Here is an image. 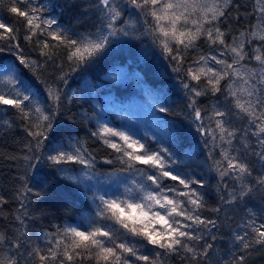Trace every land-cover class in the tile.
<instances>
[{"label": "snow or ice", "instance_id": "obj_1", "mask_svg": "<svg viewBox=\"0 0 264 264\" xmlns=\"http://www.w3.org/2000/svg\"><path fill=\"white\" fill-rule=\"evenodd\" d=\"M125 6L136 9L144 17L146 34L164 53L165 57L175 61L174 71L180 72L185 56L189 50L197 48V41L204 38L208 41L210 51L220 46L219 55L201 53L193 61L196 67H189L187 77L189 82H183V88L191 93L188 107L192 109L193 120L200 122L196 130L202 136H211L215 147H220V159L214 162V170L220 178L230 177L240 185L239 198L249 195L255 187L264 189V175L248 182L252 176V167L239 149L233 147V142L239 135V130L231 126L230 115L247 120L242 139L243 149L250 147V139L254 138L259 151L253 150L264 167V0H255L253 14L258 24L251 26V31H243L233 37L231 43L225 39L227 33L220 28V23L226 16V9L232 0H123ZM4 0H0V5ZM24 7L21 8L20 5ZM50 7L45 2L35 0H8L7 11L15 14L24 21V39L36 46L41 56L48 60L63 50L70 66L75 72L81 66L94 60L105 51L112 38L118 35L128 36L132 27L127 21L124 26H118L123 12L117 0H97L96 7L101 13V27L95 33H76L71 28L59 25L56 18L46 16ZM18 29L0 20V42H8L10 47L19 49L17 40ZM259 40L261 44L253 49L251 59L256 61L255 67L241 63L247 60L245 44ZM0 51H4L0 47ZM231 57V62L227 57ZM21 65L35 73L36 61H29L18 54ZM211 62V63H210ZM215 65V66H213ZM218 66V67H217ZM62 69V65H58ZM68 73L61 70L57 77L67 82ZM207 87L200 88L202 80ZM221 81H228L223 86L227 93L226 99L231 98V106L235 112L220 110L214 106L209 120H214L215 129L205 127L204 116L200 108L195 107V97L210 92L216 95L222 91ZM190 82H196L193 86ZM0 106L16 110L19 118L26 122L27 134L31 141L26 146L31 155H25L26 167L35 169L41 160L44 142L52 130L54 112L46 114V109L33 100V95L27 88L21 89L14 77L0 81ZM48 99L58 109L61 95L59 89L46 85ZM69 99H71L69 97ZM161 113L168 109L160 107ZM7 123V121H5ZM92 135L116 153L115 159L104 158L103 163L111 165L119 162L122 167L108 176L135 173L130 185H126L122 194H97L93 196L95 215L87 219L85 225H70L63 229L57 228L55 233L46 234V247H36L24 257L25 264L35 256L32 264H158L161 255L184 254L190 264H201L209 255L212 243H208L205 234L216 227V220L202 217L201 210L205 208L203 196L197 190L203 187L199 178L181 174L174 166L180 161L168 147L153 149L148 143L135 138L128 131H122L108 124H100ZM46 159L51 166L63 164L80 165L81 174L69 176L75 183L96 178L95 156L88 152L83 145L76 144L65 150L63 146L53 150ZM186 159H190L186 157ZM35 161V163H33ZM226 162V167H225ZM142 165L144 167H138ZM57 171L65 169L57 167ZM21 181L26 176L19 177ZM123 177L120 182H123ZM176 182L177 186L165 187L164 180ZM90 187V186H89ZM30 191L27 184L22 185L21 197ZM223 199V198H222ZM237 199L232 195V203ZM98 201V203H97ZM7 201L0 197V205ZM23 205V200L21 201ZM219 212L220 209H212ZM18 220L19 216L16 217ZM243 235L236 234L235 241L241 254L234 255L225 264H245L251 249L264 247V222L257 224L249 219L244 224ZM211 239L214 241L215 236ZM5 236L0 233V246L4 244ZM203 242V243H202ZM161 250L155 256L144 254L140 248ZM11 249L19 251L21 242L14 240ZM22 256V254H21ZM0 264H20V259L0 255Z\"/></svg>", "mask_w": 264, "mask_h": 264}, {"label": "trees", "instance_id": "obj_2", "mask_svg": "<svg viewBox=\"0 0 264 264\" xmlns=\"http://www.w3.org/2000/svg\"><path fill=\"white\" fill-rule=\"evenodd\" d=\"M35 2L39 5L45 0ZM46 2L54 7H50L45 15L56 18L64 28H71L76 33H95L101 27L97 0ZM254 2L255 0H232L226 9V16L219 26L227 33L225 39L228 43L241 32H250L251 26L259 23L253 14ZM7 3L8 0H4V4L0 5V20L18 29L17 40L12 41V44L18 43L20 47L16 49L10 47L8 42H0V47L4 48V51H0V70L12 68L18 86L21 89H29L33 100L46 109V114L54 112L55 115L52 118V130L42 150L45 159L32 169L26 167L27 162L23 159L25 155H31L26 147L31 141L25 130L26 122L19 118L16 110L0 106V197L7 201L0 205V233L5 236L0 255L9 258L15 256L20 259V264H25L24 257H27L29 252L36 247H46V234L55 233L57 228L84 225V220L95 215V207L89 193L78 183L67 178L80 173L82 166L71 163L51 166L46 157L50 153L54 154V149L63 146L68 150L72 146L70 144L76 142L95 156L96 174L117 172L122 167L118 161L111 165L103 163L104 158L115 159L116 153L92 133L97 131L100 124L108 123V119L111 125L118 123L115 115L121 109L122 112H129L124 117L125 123L129 121L128 125L131 126L132 121H137L145 131H152L153 128L149 127L141 116L132 120L128 117L132 111L147 115V110L151 109L149 117L155 121L161 132L158 131L160 134L157 141L152 142L146 138L145 142L151 148L168 147L174 158L181 162L174 166L181 174L203 181L204 186L197 189L206 205L200 214L204 218L216 220L217 223L215 228L205 234L206 241L212 243L213 247L201 264H225L226 261L230 262L234 255L241 254L234 237L236 234L243 235V226L250 218L257 224L264 222V189L257 186L241 199L238 182L227 176L220 178L214 170V162L221 158V149L214 146L211 136H202L196 130V125L200 122L193 120L192 109L188 107L191 93L183 88V82H189L188 68L196 67L193 61L201 53L219 55L220 46H215L210 51L208 41L201 38L197 41V48L189 50L185 56L182 70L176 72L175 61L165 57L161 48L153 40L151 42V35L146 34L144 17L136 9L124 6L118 26H124L127 21L132 26L129 28L130 34L112 38L103 53L72 72L63 50H60L53 60H48L41 56L36 46V39L43 37L34 38L31 44L24 39V21L7 11ZM20 7L23 8L24 5L21 4ZM255 41L245 44V52L249 58L242 63L248 66L252 65L251 56L256 48ZM258 43L261 44L260 41ZM18 54L29 61H36L41 67H37L34 73L19 63ZM58 65H62V69ZM61 70L68 73L66 83L57 78ZM190 83L196 86V82ZM227 83L221 81L222 91L216 95L208 92L206 95L195 97V107L202 110L205 127L215 129L214 120H209L214 106L220 110H229L230 114L235 112L231 106V98L226 99L227 93L223 91V86ZM49 84L53 89L58 88L60 91L58 109L48 99L45 91L46 85ZM199 87H207L206 80L202 78ZM142 104L145 106L140 107ZM125 105L131 107L130 111L123 109ZM160 107H165L168 111L161 113ZM111 109L116 112H111ZM229 118L231 126L239 130L233 147L239 149L241 155L250 163L252 176L248 178V182L254 184L257 177L264 175V167L252 154L253 150L260 149L255 139L251 138L250 147L244 150L242 136L247 127V120L235 115H230ZM189 156L190 159H186ZM57 167L65 171H57ZM21 176H26V180L21 181ZM24 183L30 191L21 197ZM164 185L178 187L176 182L167 179L164 180ZM232 195H236L237 199L232 203H225L231 200ZM216 208L220 211H212ZM17 216L20 217L19 220ZM212 236L216 237L214 241ZM16 239L21 242L19 251L10 247ZM140 251L155 256L161 250L147 246L146 249L140 248ZM250 252L245 264H264V247L251 249ZM35 259V256L30 258L28 264H32ZM85 264L93 262L86 261ZM158 264L190 262L184 258L183 253L162 254Z\"/></svg>", "mask_w": 264, "mask_h": 264}, {"label": "rangeland", "instance_id": "obj_3", "mask_svg": "<svg viewBox=\"0 0 264 264\" xmlns=\"http://www.w3.org/2000/svg\"><path fill=\"white\" fill-rule=\"evenodd\" d=\"M117 3L121 5V8H123L125 6L124 3L121 2V0H117ZM129 31H130V29H129ZM151 42H152V39H151ZM258 42H259V40L255 41L256 47L259 46ZM262 53H264V51H262ZM227 59L229 62H231L230 56L227 57ZM256 63L257 62L253 60L252 65L249 67H255ZM213 66H215V65H213ZM7 77H15L14 72H13L12 68H10V67H6L5 69L0 70V81H3V79H5ZM0 87H3V85L0 84ZM144 106H145V104H142L140 107H144ZM130 108L131 107H129L127 105H125L123 107V109H125L126 111H130ZM111 112H116V111L111 109ZM151 112H152V110L148 109L147 115H146V114L141 113L139 111L138 112L132 111L128 117L132 120L133 118L137 119V117L141 116L143 118V120H145L146 124L149 127L153 128L152 131H156L157 133H154L152 131H145L142 128L141 124L138 123L137 121H132L131 126L128 125L129 121H127L125 123L124 117H125L126 113H129V112H122V109L119 112H117V115H115L118 123H116L115 125H111L110 121L108 119L107 122L109 124L108 123H106V124H108L110 127H114V128L119 129V130H122V131H128L131 134H133L135 136V138L141 139L144 142H145L146 138H149L152 142H155V141H157L158 134H160V133H158V131L159 132H161V131H160V128L158 127V125L155 123V121L150 119L149 114ZM76 144H77L76 142H73L70 145L73 146ZM153 149L155 150L156 148H153ZM80 174H81V172L78 173L77 175H80ZM108 174L109 173H106L104 175L96 174V178H94L93 180H84L82 183H78L84 191L89 193V195L92 198L91 199L92 202H93V196L97 195V194H105V193H107V194H117V193L122 194L124 192L125 186L130 185L133 178L138 179V177L136 176L135 173H132V174L123 173V174L113 175L111 177H109ZM77 175H75V176H77ZM123 177H126V179H123V182H120V180ZM164 186L166 188L172 187V186H168V185H164ZM97 203H98V201H97ZM94 207H95V204H94ZM83 223L85 225L87 223V220H84ZM0 248H1V246H0Z\"/></svg>", "mask_w": 264, "mask_h": 264}]
</instances>
